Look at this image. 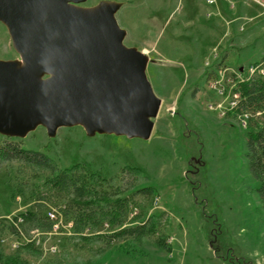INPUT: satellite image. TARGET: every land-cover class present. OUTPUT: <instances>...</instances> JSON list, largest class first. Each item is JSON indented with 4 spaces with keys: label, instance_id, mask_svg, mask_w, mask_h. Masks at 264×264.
Listing matches in <instances>:
<instances>
[{
    "label": "rangeland",
    "instance_id": "374dc122",
    "mask_svg": "<svg viewBox=\"0 0 264 264\" xmlns=\"http://www.w3.org/2000/svg\"><path fill=\"white\" fill-rule=\"evenodd\" d=\"M107 1L120 3L115 17L126 31L124 44L148 58L146 75L161 101L151 137L89 136L80 126L48 137L39 126L14 139L26 150L46 152L61 169L86 163L109 179L125 165L138 167L143 176L134 189L153 187L154 194L137 196L134 211L141 215L137 222L151 220L153 234L87 243L78 237L90 235L84 229L49 236L46 247L54 245L55 254L27 252L20 248L31 244L27 239L40 234L44 242L51 230L17 237L7 224L34 208L35 195L45 190L41 179L16 176V163L1 164L0 264L7 257L19 264H264V210L245 158L246 129L239 116L210 109L221 102L210 90L214 62L239 70L264 54V7L251 0ZM0 59H20L1 21ZM6 138L0 135V143ZM52 202H44L43 215L59 210ZM159 239L169 252L157 246Z\"/></svg>",
    "mask_w": 264,
    "mask_h": 264
},
{
    "label": "water",
    "instance_id": "95a60500",
    "mask_svg": "<svg viewBox=\"0 0 264 264\" xmlns=\"http://www.w3.org/2000/svg\"><path fill=\"white\" fill-rule=\"evenodd\" d=\"M0 0L20 59H0V135L23 139L37 127L53 137L82 127L93 136L151 137L161 101L147 56L123 40L116 1Z\"/></svg>",
    "mask_w": 264,
    "mask_h": 264
},
{
    "label": "trees",
    "instance_id": "16d2710c",
    "mask_svg": "<svg viewBox=\"0 0 264 264\" xmlns=\"http://www.w3.org/2000/svg\"><path fill=\"white\" fill-rule=\"evenodd\" d=\"M221 61L215 66H219ZM257 62H264V54ZM235 90L240 95V101L234 112L250 114L245 133V158L249 174L256 183L255 193L264 210V76L255 74L239 81ZM12 163L18 165L16 176L41 179L45 190L35 195L34 208L19 216L24 233L28 234L31 230L49 232L52 229L53 223L42 211L44 202L53 201L61 204L59 209L65 221L73 223L76 236L81 235L84 229L90 231L88 236H78L87 243L105 239L139 240L153 234L151 220L137 222L141 215L134 211L137 196L150 197L154 194L153 187L134 189L143 176L138 167L125 165L109 179L86 163H75L61 169L46 152L26 150L18 140L7 137L0 143V165ZM22 187L11 188V197L15 198ZM3 222L0 220V233L5 226ZM7 228L19 236L11 223L7 224ZM105 229L108 235L104 233ZM156 244L169 252L163 240L159 239ZM20 248L34 255L41 252L34 244H24ZM4 261L3 264H19L17 259L10 257L4 258Z\"/></svg>",
    "mask_w": 264,
    "mask_h": 264
},
{
    "label": "built area",
    "instance_id": "2783aa9c",
    "mask_svg": "<svg viewBox=\"0 0 264 264\" xmlns=\"http://www.w3.org/2000/svg\"><path fill=\"white\" fill-rule=\"evenodd\" d=\"M255 3L260 4L264 7V0H251ZM208 4H214L215 0H207ZM215 46L212 50L213 52L216 50ZM214 56L216 53L214 52ZM208 64V62H206ZM215 79L212 80V85L210 90H213L220 98L221 102H219L214 108L210 107L211 110H216L220 112V114H224L226 112H230L233 115H237L243 119V126L241 128H247V122L250 114L245 112H237L234 111L237 109L240 95L235 90V87L239 81L244 79H248L255 74H261L264 76V62H257L254 64H250L247 68H243L242 71L233 70L226 65L219 64L214 69ZM226 103V105H224ZM60 210V209H59ZM51 209L47 213V218L53 223L52 229L49 233H45V241L42 242L40 239V234H36L32 239H27L26 243L34 244V246L40 248L42 252L55 254L57 252V248L54 245H50L46 247V241L49 239V236L55 235H66V236H74L75 233L73 231V223L70 221H65L61 210ZM11 224L17 229L19 235H23L21 231L20 224H22V219L17 217L11 221ZM64 231V233H62ZM72 231V234H71ZM14 247H17L14 245Z\"/></svg>",
    "mask_w": 264,
    "mask_h": 264
},
{
    "label": "bare ground",
    "instance_id": "6f19581e",
    "mask_svg": "<svg viewBox=\"0 0 264 264\" xmlns=\"http://www.w3.org/2000/svg\"><path fill=\"white\" fill-rule=\"evenodd\" d=\"M237 115H235V117H236ZM241 118V117H240ZM237 119V118H236ZM242 126H243V119H242Z\"/></svg>",
    "mask_w": 264,
    "mask_h": 264
},
{
    "label": "crops",
    "instance_id": "0c3cea01",
    "mask_svg": "<svg viewBox=\"0 0 264 264\" xmlns=\"http://www.w3.org/2000/svg\"><path fill=\"white\" fill-rule=\"evenodd\" d=\"M230 9V8H229ZM231 10V9H230ZM256 62V61H255ZM249 64H252V62L251 63H249Z\"/></svg>",
    "mask_w": 264,
    "mask_h": 264
}]
</instances>
